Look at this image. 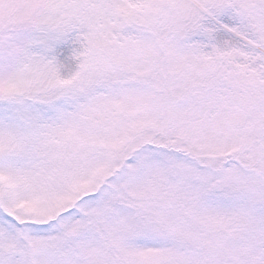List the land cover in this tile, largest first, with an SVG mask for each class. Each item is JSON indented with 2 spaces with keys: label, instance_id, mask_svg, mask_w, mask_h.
I'll return each mask as SVG.
<instances>
[{
  "label": "snow or ice",
  "instance_id": "snow-or-ice-1",
  "mask_svg": "<svg viewBox=\"0 0 264 264\" xmlns=\"http://www.w3.org/2000/svg\"><path fill=\"white\" fill-rule=\"evenodd\" d=\"M0 264H264V0H0Z\"/></svg>",
  "mask_w": 264,
  "mask_h": 264
}]
</instances>
